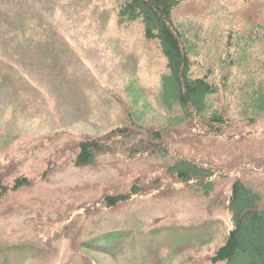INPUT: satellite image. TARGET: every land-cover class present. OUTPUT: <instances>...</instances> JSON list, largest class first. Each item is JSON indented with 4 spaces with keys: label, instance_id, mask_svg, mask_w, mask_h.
Returning a JSON list of instances; mask_svg holds the SVG:
<instances>
[{
    "label": "trees",
    "instance_id": "trees-1",
    "mask_svg": "<svg viewBox=\"0 0 264 264\" xmlns=\"http://www.w3.org/2000/svg\"><path fill=\"white\" fill-rule=\"evenodd\" d=\"M112 2L115 25L126 30L139 23L145 44L155 46L165 59L167 73L155 97L165 124H145L140 115L128 111L131 105L114 95L123 117L119 126L100 136H79L47 159L38 177L18 174L22 161L6 158L0 165V222L27 208L17 198L39 181L49 183L66 169H91L108 162L129 176L79 184L68 189L65 200L53 201L49 208L65 212L56 223L55 238L77 264H98L91 252L107 254L116 264H167L158 248L168 240L159 241L156 231L138 243L132 231L99 230L100 218L142 200H167L181 192L207 196L221 179L235 173L234 166L221 164L220 155L209 153L218 145L245 141L246 133L264 118V15L254 9L252 16H243L246 25L212 30L197 15L181 22L173 16L184 0ZM45 18L30 0H0V25L23 45L34 44L37 52L46 46L44 53L56 60L72 54L58 33H42L47 29ZM58 38L62 47L56 44ZM0 82L16 92L37 88L23 69L1 55ZM133 88L129 95L136 105L143 87ZM239 166L253 170L259 161ZM227 191L224 209L231 226L217 221V234L194 237L214 249L205 257L186 255L179 264H264V199L240 175L233 177ZM16 248L0 249L3 264Z\"/></svg>",
    "mask_w": 264,
    "mask_h": 264
},
{
    "label": "rangeland",
    "instance_id": "rangeland-1",
    "mask_svg": "<svg viewBox=\"0 0 264 264\" xmlns=\"http://www.w3.org/2000/svg\"><path fill=\"white\" fill-rule=\"evenodd\" d=\"M30 2L46 17L47 29L42 33H58L72 54L57 60L50 56L51 59L44 53L46 46L37 52L34 44L23 45L22 39L0 25V55L23 69L37 84L33 92H16L0 82V165L6 164V158H19L22 165L18 174L38 177L46 169V160L79 136H100L119 126L123 117L114 95L131 105L128 111L140 115L145 124H165L155 100L160 79L167 73L165 59L155 46L145 44L139 23L126 30L118 28L112 0ZM254 9L263 17L264 0H184L173 16L181 22L197 15L199 18H194L212 30H226L246 25L243 16H252ZM56 44L63 45L59 38ZM139 86L143 90L134 105L129 91ZM213 150L209 154L220 155L221 164L234 166L235 173L221 179L212 193L203 196L181 192L167 200L138 201L100 218L98 229L132 231L138 243H144L148 232L156 231L159 241L168 240L158 248L159 254L167 256V264H179L186 255H208L215 246L209 249L208 242L200 244L197 238L217 234V221L231 226L224 203L233 177L240 175L264 199V118L246 133L245 141L218 145ZM253 160L259 161L258 168L238 167ZM106 164L66 169L49 183L39 181L18 196V203L27 208L0 222V249L18 246L8 254L6 264H77L55 238L56 223L65 212L57 214L56 208L49 205L56 199L65 200L68 189L76 185L129 176ZM153 219L161 220L153 224ZM89 255L98 264H116L107 254Z\"/></svg>",
    "mask_w": 264,
    "mask_h": 264
}]
</instances>
